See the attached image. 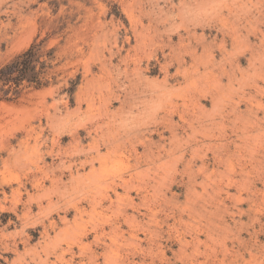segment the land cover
Masks as SVG:
<instances>
[{"label":"rangeland","instance_id":"obj_1","mask_svg":"<svg viewBox=\"0 0 264 264\" xmlns=\"http://www.w3.org/2000/svg\"><path fill=\"white\" fill-rule=\"evenodd\" d=\"M32 45L0 264H264V0H0V69Z\"/></svg>","mask_w":264,"mask_h":264},{"label":"trees","instance_id":"obj_2","mask_svg":"<svg viewBox=\"0 0 264 264\" xmlns=\"http://www.w3.org/2000/svg\"><path fill=\"white\" fill-rule=\"evenodd\" d=\"M39 53V45H32L26 52L16 57L10 64L0 69V84H16L26 80L36 87L42 86L38 79V73H34V62Z\"/></svg>","mask_w":264,"mask_h":264},{"label":"bare ground","instance_id":"obj_3","mask_svg":"<svg viewBox=\"0 0 264 264\" xmlns=\"http://www.w3.org/2000/svg\"><path fill=\"white\" fill-rule=\"evenodd\" d=\"M258 67V66H257ZM247 74V73H246ZM249 77V76H248ZM243 79V78H242ZM238 80V79H236ZM240 81V80H239ZM244 82V81H243ZM229 87V86H228ZM242 87V86H241ZM223 88V87H222ZM236 90V89H235ZM241 90V89H240ZM228 91V90H227ZM221 94V93H220ZM214 102H215V99H214ZM216 103V102H215ZM232 113V112H231Z\"/></svg>","mask_w":264,"mask_h":264}]
</instances>
